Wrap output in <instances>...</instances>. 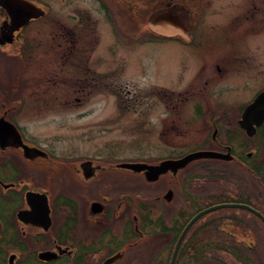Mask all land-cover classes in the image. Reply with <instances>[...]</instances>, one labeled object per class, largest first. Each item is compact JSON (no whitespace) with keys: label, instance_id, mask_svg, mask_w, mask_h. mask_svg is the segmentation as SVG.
Segmentation results:
<instances>
[{"label":"flooded vegetation","instance_id":"1","mask_svg":"<svg viewBox=\"0 0 264 264\" xmlns=\"http://www.w3.org/2000/svg\"><path fill=\"white\" fill-rule=\"evenodd\" d=\"M121 1L0 0V264H264L263 98L249 111L264 91V12L208 33L189 9L202 0H149L145 16L176 3L191 19L175 35L134 30L180 47L174 84L149 80L145 114L129 120L143 121V144L87 148L66 128L58 145L35 127L56 109L69 121L104 87L120 98L98 44L109 36L104 51L116 55L120 7L140 19L137 0ZM195 152L210 155L155 179L127 167Z\"/></svg>","mask_w":264,"mask_h":264},{"label":"rangeland","instance_id":"2","mask_svg":"<svg viewBox=\"0 0 264 264\" xmlns=\"http://www.w3.org/2000/svg\"><path fill=\"white\" fill-rule=\"evenodd\" d=\"M121 2V6L126 4L123 0ZM62 3V1L59 3L61 10L63 9ZM136 4L133 5V11L137 17H140L137 19V29V23L131 21L129 17L127 18L125 11L120 7L116 55L113 57L109 51H104L106 45L111 44L109 36H100L101 40L98 44V48L103 52V59H105L104 69L109 65L111 67L109 73L111 74V71L115 69L114 71L118 75L121 86L118 89L120 98L117 100L114 98L115 95L112 94L114 88L104 87L102 95L105 98L102 101L90 99L88 103L81 106L73 104L69 110V121L65 120L63 112L68 110H52L44 118L33 121L35 127L46 130L44 139H53L58 145L68 144L69 138L64 133L67 132L66 128H70L71 133L76 134L71 143L87 144V148H91V145L96 143H117L120 147L126 148L129 144H143L142 139L135 136L138 133L142 134L143 129H145L143 121H136L134 125L129 127V120L142 117L145 114L143 97L147 94L149 80L155 81L158 85L170 86L174 84L172 76H174L178 64L175 55H177V49L180 47L174 41L157 42L149 40L146 42L144 39H134V30L144 31L146 27H149L148 17L155 11L150 10L145 16L147 9L154 5L149 0H137ZM189 4L190 13L193 14L191 16L194 17V14L198 12L197 7H199L200 14L197 13V15L211 21L213 26L208 24L205 25L207 26L206 29H202L208 33L219 32L220 26L227 19H242L245 16L256 18L264 12V0H202L200 4L194 1H190ZM54 5L56 9L57 6ZM262 44L264 45V42ZM128 91L130 93H127ZM131 96H141V98L136 103L130 99ZM80 113H86L87 117L80 118ZM114 116L118 118L117 121L112 120ZM89 128H98L102 131L89 136L79 135L80 131ZM143 140L145 139L143 138Z\"/></svg>","mask_w":264,"mask_h":264},{"label":"water","instance_id":"3","mask_svg":"<svg viewBox=\"0 0 264 264\" xmlns=\"http://www.w3.org/2000/svg\"><path fill=\"white\" fill-rule=\"evenodd\" d=\"M190 18L189 10L179 4H171L167 7L158 9L154 11L147 20L149 28L157 33L165 34V35H175L181 33L183 30L180 29L184 26L188 25L187 19ZM189 30V29H188ZM264 102V91L261 92L253 103L249 105V111L252 110L255 106L258 105L262 101ZM209 152H195L181 160H167L161 162V164L156 166H147L143 163H133L127 164V167L132 168L136 171L146 170L145 175L148 179H155L159 174L163 173L167 168H179L184 166L189 160L198 157V156H208ZM198 218L195 216L185 227L184 232L180 236L177 247L180 244V241L186 232V230L190 227V225ZM175 249V252L177 250Z\"/></svg>","mask_w":264,"mask_h":264}]
</instances>
